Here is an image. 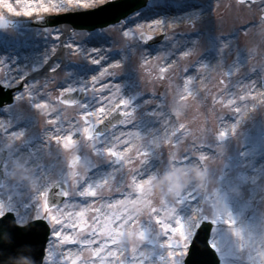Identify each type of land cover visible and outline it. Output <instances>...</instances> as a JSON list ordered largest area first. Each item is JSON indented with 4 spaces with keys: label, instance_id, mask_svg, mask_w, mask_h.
<instances>
[{
    "label": "rangeland",
    "instance_id": "1",
    "mask_svg": "<svg viewBox=\"0 0 264 264\" xmlns=\"http://www.w3.org/2000/svg\"><path fill=\"white\" fill-rule=\"evenodd\" d=\"M107 1L97 0L90 8L54 6L50 12L27 16L7 12L3 7L4 0H0V17L25 20L75 13L94 9ZM261 5H264V1L238 4L236 0H149L144 9L119 25L92 33L74 31L69 25L26 31L0 29V83L9 88L18 85L23 87L15 94L12 106L0 109V150H7L0 205L4 206L5 211L14 210L28 222L34 214H39L37 208L45 198L42 194L56 181H62L68 188L67 198L60 205H69L64 209L66 212L79 210L71 205L80 206L79 198L89 188L99 191L102 197L118 195L117 191L124 190L130 182L132 173L129 169H138L141 160L133 155L135 163L125 166L109 158L104 150L117 146V137L121 133H130L134 138L135 133L131 132L136 123L146 111H151L144 106L145 103L153 102L157 105L155 114L166 110L169 116L168 129L159 136H149L143 131L141 138L134 140L138 148L150 152L147 162L151 174L143 181L147 194L142 199L138 197L130 201L113 202L111 209L107 207V199H97L95 203H92V198L89 199L93 211L88 208L85 219L96 214L95 208H102L101 215L112 212L110 216L114 214L119 218L124 215L126 219L115 227L109 226L111 231L105 232L106 236L112 237L109 242L114 247L103 255L100 254L104 245L100 249L85 251L83 255L89 258L99 256L95 264H175L172 257L178 241L171 236L165 239L166 232L155 224L150 211L153 205L163 206L165 216L169 217L174 208L178 220V210L185 200L182 193L197 177L201 187L194 193L202 191L207 197L203 204L195 201L194 212L187 222L182 219L188 230L189 241L201 222L206 221L212 224L209 243L214 246L212 248L220 264H264V235L254 237L246 233V238L234 243L229 242L222 233L223 224L245 221L252 213L262 214L259 226L264 233V168L248 178L249 169L254 167L258 154L264 153V104L252 100L242 101L237 105L240 107L238 114L215 99L221 96L222 99L236 97L239 100L251 91L246 80L249 76H254L253 82H256L258 93L264 89V7ZM164 10L174 12V16L166 18L164 24L158 26L154 13L166 12ZM247 19L252 22V27L245 33L241 29L247 25ZM140 32L164 33L165 37L151 49H144V45L136 40ZM177 32H182V36L178 37ZM37 47L44 51L42 62L26 63L25 55L33 53ZM61 50H64L63 56L56 57ZM186 52L192 55L183 57L182 54ZM100 57V63L92 62ZM144 60H151V74L142 67ZM70 61L81 62L84 68L77 70L70 65ZM108 62H113V66L110 70L106 69L103 77H99L100 82L109 83L114 90L125 89L123 97L118 94L130 101V107L135 110V119L125 128L121 127L128 123L124 118L104 136H96L88 141L83 136L85 125L80 113L90 104H93L94 109L99 107L102 94L94 91L85 79L93 68ZM163 64L170 65L171 75L167 80L157 78L159 67ZM49 66L50 71L45 70L42 79H33L36 70L41 67L48 69ZM184 67L194 77H200L193 79L191 91L179 79ZM123 80L125 82L119 88L117 84ZM59 81L65 83L61 86L58 85ZM62 88L65 92L68 89H82L83 101L74 106L53 104L58 95L63 94L60 92ZM165 91L166 101L163 98ZM39 94L44 95L53 113L51 124L62 128L65 123L70 132L68 136L75 135L77 143L65 147L62 139L47 140L45 147L37 151L41 164L25 171L24 166L30 162L22 163L18 154L23 142H29V138L37 133L41 122H44L42 115L29 107V100ZM142 96L144 103L138 99ZM59 109L62 110L57 111ZM230 111L237 118L230 115ZM26 116L32 117L27 129L22 127ZM221 120L226 123L221 125ZM176 125H183L184 132L174 137L173 133L178 131ZM218 131L226 132L221 142L216 141ZM175 139L180 142L176 143ZM193 143L196 145L193 146ZM185 154L192 165L187 170L181 167ZM75 155H79L80 160L74 167H69L68 161ZM198 157L202 159L198 160ZM111 160L114 161L113 168L108 166ZM48 164L49 168L44 169L43 166ZM95 165H106L103 167L105 172L93 186L83 188L81 180L84 170ZM42 169L44 172L39 174ZM224 176L234 179L226 189L235 190L233 203L245 204L234 214L217 211L213 201L221 189ZM17 190L20 192L18 196ZM66 234L76 235V232ZM153 234L157 235L156 244L148 247L147 243ZM259 247L263 249L258 252ZM46 249L48 254L43 264H68L67 261L71 264L67 258L76 259L80 250L76 247L75 254L69 255L66 246L59 245L51 235ZM138 250L142 260L136 263L139 258H134V253ZM183 260L184 256L179 257L176 264H183Z\"/></svg>",
    "mask_w": 264,
    "mask_h": 264
},
{
    "label": "snow or ice",
    "instance_id": "2",
    "mask_svg": "<svg viewBox=\"0 0 264 264\" xmlns=\"http://www.w3.org/2000/svg\"><path fill=\"white\" fill-rule=\"evenodd\" d=\"M97 0H66L64 5H57V7L64 6H76L80 8H90L94 4H96ZM248 3H253V0H248ZM4 9L15 15H27L33 16L37 15L41 12L47 13L52 11V7L46 3V0H4L3 3ZM264 7V5H261ZM157 24L160 22L157 21ZM252 27L251 24L244 25L241 29L242 32L247 33L248 29ZM58 38V35H57ZM151 39V37H148ZM191 52L183 53V57L191 56ZM102 57L94 59L93 63H100ZM108 67V66H106ZM142 67L145 71H148L151 74V60H144L142 62ZM170 65L163 64L159 67L157 78L167 80L170 78L171 73L169 72ZM205 67V66H201ZM110 70V68H109ZM55 71V69H52ZM183 75L179 78L181 83L186 86L190 91L192 90V82L193 79H199L200 77H194L190 74L187 67H184L182 70ZM104 72L102 71L99 74V77L104 76ZM99 77H93L92 79V88L94 91H99L102 94V99L100 106L94 109L91 112H82L80 116L83 118L84 128L82 129L83 136L86 140L92 141L95 137V129L105 123L107 117L118 113L121 117H125L128 121L127 124L122 125L121 127L130 126L131 121L135 119V110L130 107V101L123 99L118 94V89H112L109 83L100 82ZM223 83V81H221ZM71 91V89H68ZM61 93L65 92V89H60ZM163 98L166 101L167 93L165 91ZM221 104L226 107L231 108L236 113L239 114L240 107L237 106L238 103L242 101L252 100L257 103L264 104V89H262L259 93L253 88L246 95H243L239 98H225L222 99L221 96H217L215 98ZM68 101L65 99V94L60 95L56 101L52 103H64ZM69 104L74 106V101H69ZM69 104H65L64 106H69ZM37 108L47 109L49 108V104L47 100L44 103L36 104ZM255 108V104L253 105ZM59 109L57 111H60ZM53 115V113H51ZM178 131L174 132V137L178 135L181 136V133L184 132L183 125H176ZM235 129V125L233 126V130ZM226 135V132L220 133V138L223 139ZM65 147H71L72 145L77 143V140L74 136H66L61 138ZM118 144L115 147H109L104 150L105 154L109 158H113L118 162L125 164V166L132 165L135 163L133 159V155L140 159L141 162L147 160L150 152L146 150H142L138 148L135 143L133 137L129 134L125 135L121 133L118 137ZM176 143L180 141L175 139ZM196 144L193 143V146ZM202 159L198 157V160ZM189 157L187 154L182 156L181 163L187 164ZM132 173L130 176V182H128L126 188L122 191H117V196H108L102 197L99 191L93 190L91 188L88 189L86 195L92 197V203H95L97 199H107V207L111 209V205L116 201H130L136 198H143L146 195V189L143 184V181L148 179L150 175H145L142 178L137 175V171L132 168L129 169ZM107 187V183L105 182L104 188ZM108 189V188H107ZM143 190V191H142ZM111 192L110 189H108ZM44 195L43 202L37 208V213L34 214L31 222L26 223L22 216H18L16 212L13 211H5L4 206L0 205V264H3L4 259L10 253H12L17 247L23 245H31L33 248V257L36 261V264H41L42 258L40 254V241L42 237L47 236L49 233L52 238L57 241L59 245L66 246L67 252H72L76 247L80 250L78 251V255L76 259H72V257H68L67 259L71 260V264H95V261L98 260L99 256H84L83 253L85 251L90 252L92 249H100L102 245H104L101 250V254L103 255L107 251H109L114 245H112L109 241H111V236H106L105 232L111 231V227H115L119 225L122 221L126 219V216L121 215L119 218L116 215L110 214L112 213H102V208H95V215L89 216L85 219V213L90 205H85L83 207L78 205H71L73 207H79L78 211L75 212H66L64 211L69 205L58 206L55 202H50L47 194ZM67 197V193L64 194ZM151 198V197H149ZM119 211V208H117ZM150 215L152 219H154L155 224L158 225L163 232H166L164 235L165 239L168 237H173L178 243L175 245V255L172 259L176 261L181 256H188V248L191 246L188 237V230L182 220V218L175 216V210L172 208V214L169 217H166L164 214L163 206L156 207L153 205L150 211ZM110 216V218H108ZM75 217V219H74ZM171 224V227H169ZM78 229V232L76 231ZM175 229V233L173 232ZM76 232V235H69L66 233ZM183 233V236H181ZM7 234L11 239L9 242H5L2 237ZM113 235H115L113 233ZM48 254V250L44 249V255Z\"/></svg>",
    "mask_w": 264,
    "mask_h": 264
},
{
    "label": "bare ground",
    "instance_id": "3",
    "mask_svg": "<svg viewBox=\"0 0 264 264\" xmlns=\"http://www.w3.org/2000/svg\"><path fill=\"white\" fill-rule=\"evenodd\" d=\"M66 2V0H46V3L51 6H57V5H64ZM155 17L156 19L160 22L158 24H164V21L167 19H170L172 16H174V12H155ZM65 50V48H64ZM61 50L59 54V56L56 57H61L63 56V51ZM43 49H41L40 47H37L33 53L27 54L24 57V60L26 63H35V62H42V56H43ZM56 59V58H55ZM108 65V67H106ZM113 66V62H108L105 65L101 64L98 65L96 68H93V70L91 71V73H89V75L86 77L85 81L90 82V85H92V79L93 77H99V74L103 71L105 72L107 68H110ZM51 67L49 66L48 69L46 68H39L38 70H36V72L33 75V79L34 80H40L43 78V75L46 71H50ZM247 80V84L250 90H252L253 88H255V90L257 91V87H256V82H253L255 80L254 76H249V78H246ZM125 80L123 81H119L118 82V86L119 88L123 86ZM65 83V81H59L58 85H63ZM119 94H121V96L123 97L125 94V89H120L118 91ZM142 97L138 98L141 103H144V99H142ZM45 101V97L43 94H39L37 96L32 97L31 100H29V107L31 109H35L36 112L40 115H42L41 117L44 118V122H41L39 129L37 131L36 134L32 135L29 138V142H23V144L21 145L22 149L19 152V156L20 159L22 161V163L29 161L30 164H27L26 166H24L25 171L28 170H32L35 165L37 164H41L40 160L38 159V153L37 151H41L42 148L45 147L46 145V141L47 140H56L59 141L61 140V138L66 137L69 135V130H68V126L64 123L63 127L60 128L58 125H52L51 123V109L50 107L47 109H43V108H37L35 105L36 104H40V103H44ZM144 106H147L148 109L150 108L151 111L148 112L146 111V114L143 116L142 119H140L135 126V129L131 132V133H135L134 136V140L135 139H139L141 138L142 132L145 131L147 133V135L149 136H154L156 137L159 136V134H161L163 131H165L166 129H168V124H167V118L169 116V111L166 112V110H162L159 114H155L154 110L157 107L156 104H154L153 102H146ZM94 110L93 104H90L88 106H85L82 110V112H91ZM231 114L234 118H237L236 114H233L232 111H230ZM55 114H57L58 117H60L58 112H55ZM44 115V116H43ZM55 117V116H54ZM32 123V117L31 116H26L23 118V122H22V127H24L25 129L28 128V125ZM226 123L225 120H221V125H224ZM25 125V126H23ZM219 132V131H218ZM220 134V132H219ZM218 136L216 137V141L217 142H221V138ZM57 148V147H56ZM258 159H256V163L254 165V167H252V169H249L250 173L248 178H252L254 173H258L260 170H262L264 168V153L263 154H258ZM49 164L45 165V167L43 166V168H49ZM104 166H93V167H86V170H84L83 173V180L82 181V187L84 188L85 186H93L98 180L99 178L102 176V174L105 172L103 167ZM109 167H114V161L111 160L108 163ZM181 167H183L185 170H187L188 168H191V162L187 161V164H183L181 163ZM44 169H42L39 174H42L44 172ZM151 167L148 164L147 160L143 161V163L141 162L137 174L139 177L145 176V175H150L151 174ZM38 173H36V177H38L37 175ZM194 181H192L189 186L188 189L183 191L182 193V197H184V201L182 206H180V209L178 210V215L180 216V218L184 219L185 222L188 221L189 217L193 214L194 209H195V201H201L202 198L204 197V195L199 192L198 193H194L195 191H197L196 189H200V180L197 177H194ZM234 181L233 178H229L228 176H224L223 179V183L221 186V189L218 190L216 196L213 197V201L215 203V208L217 209V211H221L224 212V214H234L235 212L237 213V211L239 209H241V207H244L245 204L244 203H233L232 198L234 199V193L235 190L233 191H226L228 185H230L232 182ZM200 191V190H199ZM20 194L19 190H17L16 196H18ZM117 196V195H115ZM92 197H89L88 195H83L79 198V202H80V206L83 207L85 205H90V203L88 202L89 199H91ZM27 200H29V198H27ZM90 209L93 208L89 207ZM79 209V207H78ZM262 218V214L261 213H252L250 214L247 219L245 221H240L235 223H231L229 225H225L223 224V229H222V233L223 235L226 236L227 240L229 242H236L239 243L240 241H242L244 238L247 237L246 233H250L253 234L254 237H259V236H263L264 233L261 230L260 226H259V222ZM252 227L249 231H247L248 228ZM214 247V246H213ZM260 249H263V247H259L258 248V252L260 251ZM139 253L140 250L137 251V253H134V258H139ZM254 254H256L257 252L253 251ZM69 255L73 256L75 254V251L73 250L72 252H68ZM142 260V258H139V260H136V263L140 262ZM65 261V260H64ZM110 261V260H109ZM113 261V259H112ZM67 263L69 264L70 262L67 261Z\"/></svg>",
    "mask_w": 264,
    "mask_h": 264
},
{
    "label": "water",
    "instance_id": "4",
    "mask_svg": "<svg viewBox=\"0 0 264 264\" xmlns=\"http://www.w3.org/2000/svg\"><path fill=\"white\" fill-rule=\"evenodd\" d=\"M147 0H118L112 3H109L104 6L103 11L94 10L90 13L81 15L82 17L78 20H64L61 16H49L36 19L34 21H22L16 22L17 26L20 28H28L32 26L39 27H49L56 26L61 23H71L75 28L78 29H87L92 30L98 27H104L108 24L115 23L124 19L129 14L134 11L139 10L145 6ZM100 10V9H99ZM90 14V15H89ZM99 15H102L99 17ZM5 21H0V26L5 25ZM148 37H144L146 39ZM161 37H156L154 40H160ZM12 92L10 90L0 91V106H3L5 103L10 104L12 102ZM66 103L69 101H74L75 103L82 99L81 92H69L65 95ZM118 113L111 115L105 120V123L99 125L95 129L96 134H104L109 130L111 126L117 125L122 119ZM4 152L0 153V166L4 159ZM1 178V173H0ZM65 189L61 184H56L50 189L47 193V197L50 202H55L57 205L65 197ZM210 226L202 224L199 228L195 239L192 243V247L189 250V255L185 260V264H218V259L213 250L209 247L207 241L209 237ZM45 241V236L42 237L39 245V249H42L43 243ZM154 243V240L152 241ZM29 246V247H28ZM20 256L15 254H8L4 259L3 264H36V261L33 257V248L31 245H23L19 250Z\"/></svg>",
    "mask_w": 264,
    "mask_h": 264
}]
</instances>
